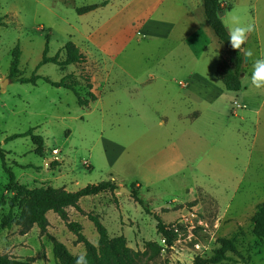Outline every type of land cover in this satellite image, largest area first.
Wrapping results in <instances>:
<instances>
[{"label": "rangeland", "instance_id": "rangeland-1", "mask_svg": "<svg viewBox=\"0 0 264 264\" xmlns=\"http://www.w3.org/2000/svg\"><path fill=\"white\" fill-rule=\"evenodd\" d=\"M102 1L108 5L85 15L75 12ZM158 1L163 5L151 7L150 0H0V84L8 79L11 51L18 46L19 76L35 72L57 82L70 74L82 95L89 91L88 77L97 97L82 108L70 91L42 81L8 80L0 87V148L7 166L28 189L50 186L75 192L113 182V193L81 198L82 212L69 207L67 218L79 223L85 238L96 245L97 233L86 215L99 216L110 237L124 236L132 250L146 251L136 264H192L195 257L210 258L220 238L235 239L237 253H227L231 261L219 264H264V242L251 234V218L264 201V87L251 84L255 61L264 59V0H220L228 32L237 24L252 26L242 48L247 61L238 92L226 91L216 75L227 56L205 21L201 0ZM181 3L195 17V27L178 10ZM148 15L162 24L160 40L137 34ZM47 40L48 56L60 52L63 59L62 48L71 41L85 63L65 68L46 64L35 71ZM187 86L207 89L220 107L184 97ZM188 110L200 112L198 117L193 112L191 120L201 149L183 158V169L162 167L153 149L176 141L155 143V119ZM30 129L43 138L42 157L34 154L29 137L5 142ZM197 163L205 176L191 173ZM7 182L0 161V255L57 264L53 240L74 256L84 254L83 245L53 212L46 215L44 232L25 222L28 202L23 198L10 206ZM134 183L150 214L130 193L119 191H130ZM154 215L164 225L186 218L196 228L193 238H181L149 260L144 244L160 243Z\"/></svg>", "mask_w": 264, "mask_h": 264}, {"label": "trees", "instance_id": "trees-1", "mask_svg": "<svg viewBox=\"0 0 264 264\" xmlns=\"http://www.w3.org/2000/svg\"><path fill=\"white\" fill-rule=\"evenodd\" d=\"M202 10L205 21L216 37L218 42L223 45L226 52V60L218 67L216 75L222 82V85L226 91L238 92L241 89V80L244 75V54L242 52L243 45L240 49H233L229 41V32L224 26L221 15L224 10L220 0H201ZM107 1H102L100 4L87 5L75 9L77 15H83L92 12L98 8L105 7ZM64 58L59 59L60 52L54 56H48V40L45 43L42 57L40 62L35 68L37 71L41 66L46 64H53L59 68H65L70 65L84 64L86 57L82 54L79 48L71 41H67L62 48ZM20 50L18 46H15L11 51V63L9 67L8 80L18 84H32L36 85L38 81H42L54 88H62L70 91L76 98V104L79 107H87L89 103L97 100L96 95L91 92L92 85L89 82V78H85V86L89 90L85 95H82L78 90L80 86L76 79H73L72 75H65L59 81L55 82L48 77H42L35 75V72L31 77L19 76L18 70ZM34 129H30L23 134H14L5 138V142H10L17 138L29 137L32 144L35 146L34 154L42 157L43 155V138L40 135L33 133ZM0 161L1 167L8 175V182L5 191L10 194L9 205L13 206L21 199L25 198L28 202V208L23 214L22 218L25 222L35 225L41 232H44L47 227V212H53L64 223L69 232L76 237V242L82 244L84 247V255L86 256L88 264H136L140 256L145 255L146 251L139 253L132 250L127 246V241L124 236L110 237L107 233V229L101 224L99 216L93 214H87V219L93 224L97 233L96 245L90 243L82 234V227L77 222L68 221L66 209L74 208L78 213H81V209L78 206V202L83 197L96 196L103 192L109 191L113 193L117 187L111 181H102L97 184L87 185L75 192H69L63 188L53 187H39L34 189H28L24 185H20L10 168L7 166L4 151L0 148ZM138 186L136 183L131 185L130 197L141 207L147 211L144 201L138 195ZM150 214V213H149ZM156 232L158 236L165 240L166 246H171L174 240V235L169 233L164 225L156 215ZM252 228L251 234L258 241L264 242V201L257 205L255 213L251 218ZM218 248L213 251V255L210 258L203 259L195 257L192 264H219L225 261H231V258L227 257V253L235 254L236 245L235 239H217ZM145 247L149 250V260L155 258L161 250L158 243L146 242ZM145 248V249H146ZM52 254L57 264H76V260L79 256L72 255L65 245L53 240L52 242ZM247 264L246 261H244ZM0 264H33L32 261H21L15 258L8 257L7 255H0Z\"/></svg>", "mask_w": 264, "mask_h": 264}, {"label": "crops", "instance_id": "crops-1", "mask_svg": "<svg viewBox=\"0 0 264 264\" xmlns=\"http://www.w3.org/2000/svg\"><path fill=\"white\" fill-rule=\"evenodd\" d=\"M150 5L151 7L154 6L158 7L160 5H163V3L158 0H150ZM178 10H181L183 14H185V16L188 17V20H190L191 26L195 27L196 23L193 20L195 19V17L190 13L186 5L181 3ZM140 23H141L140 26L141 29L137 31V34L142 33V35L150 36L151 42L153 41V39L160 40L162 36H164L162 35L163 34L162 24L160 22H155L151 15H148L146 18L141 19ZM91 37L93 38L92 35ZM187 87L189 91L187 92V95H183L184 97L190 98L191 100L194 101L205 102L208 105L215 106L217 109L220 107L218 104H215L213 97L208 96L207 89H202L201 87H195V86L192 87L187 86ZM167 91L168 93L172 92L171 89H168ZM137 105L141 107V104L137 103ZM193 112H197L198 114L197 117L200 115V112L198 110L195 111L188 110L186 112L178 111L174 113L175 114L174 116H171L167 113H161L157 115V118L155 119L156 127L153 128V134H154L153 137H155L156 139L155 143L162 139H164L165 141L168 140L172 141L174 139V141H176V144L172 142L173 145L167 148L164 147L160 150H156V148L153 149L154 151L157 152L156 156L154 157L156 159L154 160L158 161L157 163L159 165H163L162 167L166 166L168 169L171 170H174L175 168L183 169L184 167H186L185 165L186 163L185 161H183V158L189 156L188 153H190V151L191 152H193L194 150H196L197 152L200 151L201 147H199V142H198L200 138L196 134V131L194 130L195 125L193 124V120H191L192 119L191 115L193 114ZM198 163L192 167L191 173H194V176H200V177L205 176L206 173L203 172V168H201V165L199 166ZM136 185L138 186V184ZM200 185L201 184H196L195 186L196 188L204 192L203 188ZM48 213L49 212H47V214Z\"/></svg>", "mask_w": 264, "mask_h": 264}, {"label": "clouds", "instance_id": "clouds-1", "mask_svg": "<svg viewBox=\"0 0 264 264\" xmlns=\"http://www.w3.org/2000/svg\"><path fill=\"white\" fill-rule=\"evenodd\" d=\"M252 31V26H233L229 29V41L233 49H240L245 43L247 38V33ZM251 55V53H247ZM251 84L255 88L264 87V59H257L253 65V71L251 75ZM76 264H88L86 256L81 254L77 260Z\"/></svg>", "mask_w": 264, "mask_h": 264}, {"label": "built area", "instance_id": "built-area-1", "mask_svg": "<svg viewBox=\"0 0 264 264\" xmlns=\"http://www.w3.org/2000/svg\"><path fill=\"white\" fill-rule=\"evenodd\" d=\"M53 154H56V151H54ZM192 218H195V217H192ZM166 226H167L166 230L169 233L174 235V240L172 242V245L174 242H179L181 238L190 240V238H193V233L196 230L192 222L187 221V219L184 217L178 219L176 223H173L172 225H166ZM206 234L208 235L209 233L206 232ZM158 244L161 247V250L166 249V248H172V245L166 246L165 240L162 237H160V243Z\"/></svg>", "mask_w": 264, "mask_h": 264}, {"label": "water", "instance_id": "water-1", "mask_svg": "<svg viewBox=\"0 0 264 264\" xmlns=\"http://www.w3.org/2000/svg\"><path fill=\"white\" fill-rule=\"evenodd\" d=\"M243 61L246 62V61H247V58L244 57V58H243ZM5 83H8V79H7L5 82H1L0 87H1V88H4ZM119 191H120V192H123V193H126V194H129V193H130V191L127 190V189H125V188H121Z\"/></svg>", "mask_w": 264, "mask_h": 264}]
</instances>
